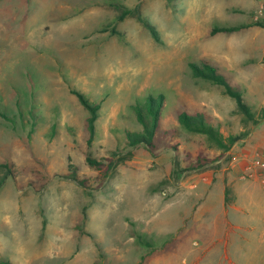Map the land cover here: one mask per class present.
<instances>
[{
	"label": "rangeland",
	"instance_id": "1",
	"mask_svg": "<svg viewBox=\"0 0 264 264\" xmlns=\"http://www.w3.org/2000/svg\"><path fill=\"white\" fill-rule=\"evenodd\" d=\"M115 4L132 14L118 20ZM261 6L264 0H0V263L23 264L19 236L35 235V212L45 215L60 193L57 202L65 196L76 207L67 215L78 216L79 231L99 251L117 245L124 214L127 227L134 217L149 227L143 251L160 252L165 264H233L224 242L228 258L243 239L260 244V227L221 234L217 191L201 194L220 182L222 169L264 155ZM215 26L243 27L210 35ZM202 62L242 91L252 120L222 87L193 76L190 64ZM73 92L99 106L91 140V114ZM150 96L163 98L153 148L130 147L127 133L142 130L135 108ZM182 112L204 115L222 138L240 140L224 150L185 130ZM253 203L262 202L237 201L249 217ZM11 225L21 233L11 237ZM50 240L45 231L40 244Z\"/></svg>",
	"mask_w": 264,
	"mask_h": 264
},
{
	"label": "crops",
	"instance_id": "2",
	"mask_svg": "<svg viewBox=\"0 0 264 264\" xmlns=\"http://www.w3.org/2000/svg\"><path fill=\"white\" fill-rule=\"evenodd\" d=\"M260 151L258 148L254 149L255 153ZM244 165L245 163L238 162L232 164L231 170L222 169L221 174H219L221 177L220 182L213 186L211 190L207 188L209 190L201 195L205 198L209 197L214 190L217 191V202L220 203L219 222L221 226V229L218 230L221 234L242 228L239 224H244L253 232L256 227L261 228V246L254 242H245V239H243L244 241L241 240L240 243L233 246L236 250L233 255L234 258H228L226 254L227 243L224 242L223 238L219 239L220 243L224 242L221 249L224 250L222 254H224V258L228 263L234 264L235 260L239 261V259L244 258L246 262L255 260L254 264H264V258L261 261L259 260V263L256 260L260 253L264 255V173L257 172L253 177L247 178L245 177ZM226 188L230 190L228 202L226 201ZM60 196L61 193L52 196L57 197V199L49 200L50 203L48 202L45 209V215L44 211L38 210L35 212V217L38 219V228L35 230V235L24 233L23 237L19 236L22 238L19 244L25 252L23 264H165L159 257L160 252L153 255L143 251L142 247L144 245L150 247V244L143 240L144 235L148 237L152 234L149 227L146 226V228L141 229L140 225H137L138 219L136 217L130 220L135 226L133 228L127 227L125 214L121 218V221H123L122 230L117 232L115 242L117 245L113 244L114 246H111L110 242H107L103 250L99 251L98 249L101 246H96L97 243L91 238V234L86 230L79 231L78 216L76 214L74 216L67 215L68 211L71 212L72 208L76 207H71L72 205L68 207L67 203L64 204L66 201L65 196L61 203L57 202L60 201L58 200ZM238 200L245 202L246 206L249 202L252 204V201L255 202V200L262 203L260 205L253 203L251 217H249L246 211L238 207ZM228 209L234 211V219L229 217ZM39 212H43L42 215ZM134 215L138 216L136 213ZM201 216H206V213ZM180 219L184 221L185 217L183 216ZM120 227L121 225H118V229ZM7 228L9 229L6 232L11 237L21 233L19 228L14 225ZM45 231L51 234V240L50 243L41 245L40 240H42ZM168 232L167 227L166 233Z\"/></svg>",
	"mask_w": 264,
	"mask_h": 264
},
{
	"label": "trees",
	"instance_id": "3",
	"mask_svg": "<svg viewBox=\"0 0 264 264\" xmlns=\"http://www.w3.org/2000/svg\"><path fill=\"white\" fill-rule=\"evenodd\" d=\"M170 1V0H167ZM117 11L120 12L118 20H123L126 16L131 15L132 11L124 8L120 4H115L114 6ZM139 21L143 26L151 32V34L156 37V32L154 28L140 16H137ZM262 27L264 25L261 24ZM243 26H229V27H220L215 26L210 31V35H215L216 33H231L241 29ZM193 76L196 78L204 79L213 84H216L223 88V91L226 95L235 100L238 111L247 116L249 120H252L254 117V112H252L250 106H248L244 101V96L242 91L239 88L231 86L227 79L218 72L211 64L202 62L199 65L190 64ZM79 100V102L90 112L91 116L88 119V131L90 132V140L94 134V121L97 118L98 105L91 104L84 96L78 92H73ZM162 96L152 97L150 96L146 99L142 105L136 106L135 115L137 122L141 126L142 130L140 133H127L126 140L130 147H135L139 145H144L148 148H153L154 142L156 140V131L158 128V117L160 114V108L162 105ZM179 124L187 131L191 133H199L207 136L211 141L215 142L220 148L228 150L236 141L240 140L238 136H229L224 139L205 119L204 115L201 114H188L182 112L178 115ZM87 161L92 163L91 158H87ZM73 176V180L76 179ZM230 190L226 188V201L228 202V194Z\"/></svg>",
	"mask_w": 264,
	"mask_h": 264
},
{
	"label": "built area",
	"instance_id": "4",
	"mask_svg": "<svg viewBox=\"0 0 264 264\" xmlns=\"http://www.w3.org/2000/svg\"><path fill=\"white\" fill-rule=\"evenodd\" d=\"M259 18L264 19V6H261L260 10L257 12L255 20ZM244 170L246 172L245 177L247 178L253 177L257 172L264 173V155H258L250 161H247L244 165Z\"/></svg>",
	"mask_w": 264,
	"mask_h": 264
}]
</instances>
